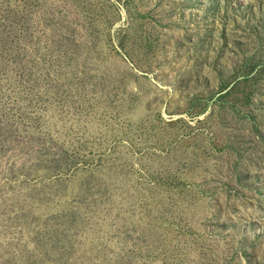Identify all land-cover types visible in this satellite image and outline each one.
I'll return each instance as SVG.
<instances>
[{
  "label": "rangeland",
  "instance_id": "rangeland-1",
  "mask_svg": "<svg viewBox=\"0 0 264 264\" xmlns=\"http://www.w3.org/2000/svg\"><path fill=\"white\" fill-rule=\"evenodd\" d=\"M0 264H264V0H0Z\"/></svg>",
  "mask_w": 264,
  "mask_h": 264
}]
</instances>
